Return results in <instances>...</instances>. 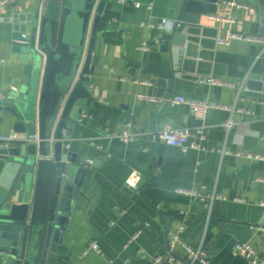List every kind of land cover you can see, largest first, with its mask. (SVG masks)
<instances>
[{
	"label": "crops",
	"instance_id": "obj_1",
	"mask_svg": "<svg viewBox=\"0 0 264 264\" xmlns=\"http://www.w3.org/2000/svg\"><path fill=\"white\" fill-rule=\"evenodd\" d=\"M105 1L94 52L98 63L86 83L91 98L73 137L64 141V153L75 156V165L86 172L74 176L80 186L71 181L70 191L78 189V195L55 264H156V257L168 253L167 231L181 225L183 239L201 247L211 264H252L235 251L238 243L251 244L264 259V100L244 94L249 78L264 72V59H258L262 46L239 40L219 44L234 34L264 37L259 8L221 2L190 35L178 62L162 49L169 34L159 25L174 21L180 0ZM46 2L0 0L1 99L20 91L39 101L44 69L20 41L30 37ZM157 41L161 44L150 51L140 49ZM209 77L227 85L200 84ZM179 96L225 109H212L201 121L189 106L169 102ZM128 124L136 140L127 143L121 137ZM166 125L205 127V149L183 153L155 141L153 134ZM12 134L11 115L0 111V142ZM256 154L263 159L249 157ZM134 170L144 177L137 191L126 185ZM178 190H197L200 196ZM215 193L225 199L212 202L208 196ZM94 241L102 255H84ZM177 253L187 258L182 249ZM0 262L16 264L2 253Z\"/></svg>",
	"mask_w": 264,
	"mask_h": 264
},
{
	"label": "water",
	"instance_id": "obj_2",
	"mask_svg": "<svg viewBox=\"0 0 264 264\" xmlns=\"http://www.w3.org/2000/svg\"><path fill=\"white\" fill-rule=\"evenodd\" d=\"M36 13L25 48L38 69H44L38 103L18 92L1 99L0 111L11 115L14 147L0 148V253L16 264H55L63 243L78 189L76 173L86 172L64 153L91 93L88 76L98 63L95 45L105 0H46ZM235 1L259 8L264 0H180L162 49L180 61L182 48L221 2ZM244 94L264 100V72L246 82ZM67 128V132H65ZM37 136V140L31 137ZM28 139V142H24Z\"/></svg>",
	"mask_w": 264,
	"mask_h": 264
},
{
	"label": "built area",
	"instance_id": "obj_3",
	"mask_svg": "<svg viewBox=\"0 0 264 264\" xmlns=\"http://www.w3.org/2000/svg\"><path fill=\"white\" fill-rule=\"evenodd\" d=\"M121 2H126V0H121ZM228 4L229 7H236L239 9H248L247 5L230 1L225 2ZM4 5L5 2H2ZM136 7H140V3H134ZM150 9H152V5L149 6ZM256 13V10H252ZM217 21H230L229 18H224L221 16H214L213 17ZM233 21V20H231ZM172 23L168 20H163L161 24L159 25V28L166 29L168 28ZM148 27H154V24L148 23ZM232 40H239L246 43H256L260 44L262 46L261 53L258 57V59H264V37L258 36V35H231L229 39L226 40H220L219 44L221 45H229ZM23 45L27 44L29 42L28 36H25L22 41H20ZM161 41H157L155 45H150L147 43H144L140 49L142 51H150L153 49L156 45H160ZM0 63H5V60L0 59ZM200 84H206L211 86H226L227 83L220 81L215 78H203L200 79ZM148 84V83H145ZM151 101H158L155 98H147ZM172 105H180L184 104L189 106V108L192 111V114L195 118L198 120L204 121L207 118V115L210 110L212 109H225L224 106L219 105L213 101H197V100H189L185 97H175L174 99L169 101ZM246 112V111H241ZM231 123L227 124V128L230 129ZM132 127L131 124L127 125L126 131L122 135V140L125 142H132L136 140V135L132 134L129 129ZM37 140L38 137L34 136L31 137V140ZM153 139L159 143H163L172 147L179 148L183 153H188L190 150H196V151H202L205 149L206 144L208 143V134L206 132V128L203 126L196 127V128H176L172 125H166L163 129L157 131L153 134ZM17 142L19 143V140H16L11 137V139L3 140L1 143V146L3 148H9L11 147L12 143ZM24 142H28V139ZM251 159L255 160H262L263 157L261 155H249ZM144 181V177L142 173L139 171H132L128 178L126 179V185L133 189V190H139L142 183ZM261 182H264V179H260ZM180 194H188L192 196H200L199 192L197 190H178L177 191ZM209 199H211L212 202L215 200H222L225 199L224 196L218 195V194H211L208 196ZM264 206V203H262ZM185 227L181 225L178 228L169 229L167 231L168 234V253L164 257H156L154 259V262L156 264H164L167 262H173L175 264H211L209 261L206 252L201 248H194L187 244V242L183 239V233H184ZM136 237H133V240H135ZM182 249L184 254L187 256V258H182L178 256L177 250ZM235 251L243 254L252 264H264V259H260L257 255V252L255 248L249 244V243H238L235 246ZM90 252H95L100 255H102V251L100 248V245L97 241L92 242L87 250L85 251L84 255H87ZM0 264H4L3 262H0Z\"/></svg>",
	"mask_w": 264,
	"mask_h": 264
}]
</instances>
